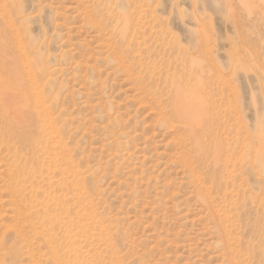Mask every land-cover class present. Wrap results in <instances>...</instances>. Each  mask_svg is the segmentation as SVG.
<instances>
[{"label": "rangeland", "instance_id": "obj_1", "mask_svg": "<svg viewBox=\"0 0 264 264\" xmlns=\"http://www.w3.org/2000/svg\"><path fill=\"white\" fill-rule=\"evenodd\" d=\"M0 79V264H264V0H0Z\"/></svg>", "mask_w": 264, "mask_h": 264}, {"label": "bare ground", "instance_id": "obj_2", "mask_svg": "<svg viewBox=\"0 0 264 264\" xmlns=\"http://www.w3.org/2000/svg\"><path fill=\"white\" fill-rule=\"evenodd\" d=\"M13 82L16 84V87L18 89L19 79H15L14 78L13 79ZM12 87H14L12 84L7 86L0 79V129H3V130L5 128L7 130L8 129H12V131L10 130V132L13 133L14 135L22 134L23 137H26V135H27L26 132H21L20 131L18 133V130H19V126L21 127V129H23V127H26L27 125H29V126L31 125V119L25 118L23 116V112H22V109L24 108L23 106H25L27 104V102H29V99L30 98H28L26 96V94L25 95H21L22 98H20V97H18L17 99L16 98H13L12 92L14 90L12 89ZM23 97H25V98H23ZM185 111H186L187 114H191L192 113L191 112V109L190 110H187L185 108ZM3 114H5L6 116H8V115L16 116L15 119H13L14 120L13 123L16 125L14 128L12 127V125H14V124H12V123L10 124V122L7 123L8 124V127H6V124L5 123L3 124V121L1 120V116ZM11 116H10V119H12ZM10 126H11V128H10ZM16 128L18 130H16ZM34 138H35V136H33V134L31 133L30 140H32V142L37 145V141ZM13 153H14L15 156H17L16 155V151H13Z\"/></svg>", "mask_w": 264, "mask_h": 264}]
</instances>
